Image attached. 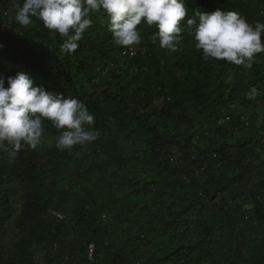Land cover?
<instances>
[{"label": "trees", "instance_id": "16d2710c", "mask_svg": "<svg viewBox=\"0 0 264 264\" xmlns=\"http://www.w3.org/2000/svg\"><path fill=\"white\" fill-rule=\"evenodd\" d=\"M22 2L0 0L5 87L29 73L36 86L82 101L100 135L59 150L61 130L45 120L35 150L11 163L0 151V264H264V94L246 97L253 86L264 93V52L250 69L205 60L185 31L178 50L160 56L158 29L142 22L135 54L121 55L129 46L113 42L101 10L69 55L66 38L42 21H15ZM185 7L182 26L217 8L264 22V0ZM14 202L18 240L5 236Z\"/></svg>", "mask_w": 264, "mask_h": 264}, {"label": "clouds", "instance_id": "9594fccd", "mask_svg": "<svg viewBox=\"0 0 264 264\" xmlns=\"http://www.w3.org/2000/svg\"><path fill=\"white\" fill-rule=\"evenodd\" d=\"M101 10L108 19L107 30L119 46L139 45L138 26L143 22L158 29L152 39L158 38L160 47L172 52L178 50L185 31L205 60H226L250 69L254 57L264 52V22L250 24L235 11L217 8L195 12L182 26L187 16L185 0H23L22 6L16 5L15 21L24 27L33 17L42 21L45 28L66 38L61 51L71 55L92 25L90 14ZM7 85L0 77V151L7 153L10 163L23 148L38 147L45 120L61 130L55 138L59 150L86 146L99 138L94 116L77 98L36 86L25 71L7 77ZM262 94L253 86L246 97L254 100Z\"/></svg>", "mask_w": 264, "mask_h": 264}, {"label": "rangeland", "instance_id": "374dc122", "mask_svg": "<svg viewBox=\"0 0 264 264\" xmlns=\"http://www.w3.org/2000/svg\"><path fill=\"white\" fill-rule=\"evenodd\" d=\"M130 48V47H129ZM131 48L135 51V47L134 46H131ZM156 51L159 53V55L160 56H166L167 54H168V50L167 49H164V48H161V47H158L157 49H156ZM186 54H189V55H191V53L190 52H187ZM171 67V68H170ZM168 70H171L172 72H175V69L176 68H173L170 64L168 65ZM134 87V86H133ZM157 104H158V106H160V105H162V99H160L159 101H157ZM258 110H255L254 112H255V119L258 121V120H261V118H262V111H261V108H257ZM243 113H245L244 111H243ZM248 115V114H247ZM247 115H245V114H243L242 115V119L243 120H247V118H246V116ZM175 161H176V159H175ZM68 180H71V178H74V175L72 174V173H69L68 174ZM17 203L16 202H14L13 204H12V216H11V219H10V224H9V228H8V231H7V233H6V237H7V239L8 238H13V239H19V228H17L16 229V227H13V225L11 224V223H13L14 224V219H15V217H16V215L18 214V212H19V208L17 207ZM233 205V204H232ZM234 206V205H233ZM232 207V206H231ZM50 213H51V216H55V217H57V218H60L61 217V215L57 212V210L56 209H52L51 211H50ZM30 227V226H29ZM29 227H27L26 229H24V231H22L23 233V235H25V236H27V237H29V235H30V230H29ZM73 244V243H72ZM52 248L51 249H53V250H55L56 248H57V246H56V244H54L53 243V245L51 246ZM59 247V246H58ZM58 249V248H57ZM66 260V258H64V261Z\"/></svg>", "mask_w": 264, "mask_h": 264}, {"label": "built area", "instance_id": "2783aa9c", "mask_svg": "<svg viewBox=\"0 0 264 264\" xmlns=\"http://www.w3.org/2000/svg\"><path fill=\"white\" fill-rule=\"evenodd\" d=\"M129 47L121 51V55L128 54L129 56H133L135 54V51L131 48V46ZM93 251H94V245L90 243L87 247V256L89 260H92L93 258Z\"/></svg>", "mask_w": 264, "mask_h": 264}]
</instances>
